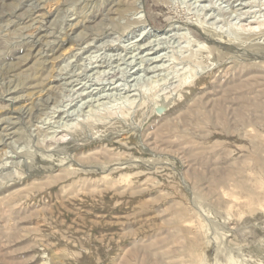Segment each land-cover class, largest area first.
Returning <instances> with one entry per match:
<instances>
[{
    "label": "rangeland",
    "instance_id": "1",
    "mask_svg": "<svg viewBox=\"0 0 264 264\" xmlns=\"http://www.w3.org/2000/svg\"><path fill=\"white\" fill-rule=\"evenodd\" d=\"M263 88L264 0H0V264H264Z\"/></svg>",
    "mask_w": 264,
    "mask_h": 264
},
{
    "label": "bare ground",
    "instance_id": "2",
    "mask_svg": "<svg viewBox=\"0 0 264 264\" xmlns=\"http://www.w3.org/2000/svg\"><path fill=\"white\" fill-rule=\"evenodd\" d=\"M254 80V79H253ZM250 86V85H249ZM251 89V88H250ZM264 89V88H263ZM229 90V89H228ZM208 92V91H207ZM210 92V91H209ZM246 92V91H245ZM244 92V93H245ZM264 93V92H263ZM241 94V93H240ZM203 95V94H202ZM242 96V95H241ZM240 96V97H241ZM238 100V99H237ZM253 101V100H252ZM242 102V101H241ZM264 103V102H263ZM253 104V103H252ZM208 105H210V104H208ZM215 105H216V103H215ZM214 105V106H215ZM244 105H246V104H244ZM243 105V106H244ZM263 105V104H262ZM252 107V106H251ZM204 114V113H203ZM194 115V114H193ZM199 115V114H198ZM240 116V115H239ZM224 117V116H223ZM199 120V119H198ZM97 121V120H96ZM215 121V120H214ZM207 123V122H206ZM203 127V126H202ZM223 127V126H222ZM161 137V136H160ZM98 152V151H97ZM192 152V151H191ZM258 154V153H257ZM95 155V154H94ZM256 155V154H255ZM108 157V156H107ZM110 157V156H109ZM254 158V157H253ZM255 159V158H254ZM257 159V158H256ZM255 161H257V160H255ZM260 161V160H259ZM256 163V162H255ZM124 174V173H123ZM138 174V173H137ZM127 175V174H126ZM123 176V175H122ZM127 178V177H126ZM124 180V179H123ZM58 181V180H57ZM124 182V181H123ZM234 185V184H233ZM46 186V185H45ZM230 187V186H229ZM34 188H36V187H34ZM223 190V189H222ZM225 190V189H224ZM222 195V194H221ZM9 201V200H8ZM7 202V201H6ZM1 207V206H0ZM186 224V223H185ZM192 228V227H191ZM187 241V240H186ZM189 243V242H188ZM191 244V243H190ZM194 244V243H193ZM133 257V256H132ZM140 261V260H139Z\"/></svg>",
    "mask_w": 264,
    "mask_h": 264
}]
</instances>
